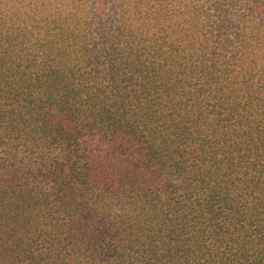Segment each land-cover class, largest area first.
<instances>
[{
	"label": "trees",
	"instance_id": "obj_1",
	"mask_svg": "<svg viewBox=\"0 0 264 264\" xmlns=\"http://www.w3.org/2000/svg\"><path fill=\"white\" fill-rule=\"evenodd\" d=\"M0 264H264V0H0Z\"/></svg>",
	"mask_w": 264,
	"mask_h": 264
}]
</instances>
